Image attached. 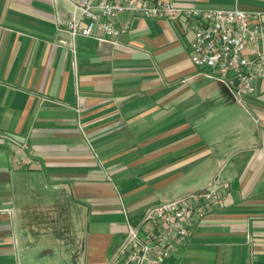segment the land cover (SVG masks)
Segmentation results:
<instances>
[{"label":"crops","instance_id":"obj_1","mask_svg":"<svg viewBox=\"0 0 264 264\" xmlns=\"http://www.w3.org/2000/svg\"><path fill=\"white\" fill-rule=\"evenodd\" d=\"M74 1L0 0V264H102L147 206L214 174L224 207L170 264H264V81L238 101L195 67L183 16L124 13L116 43L78 37L73 52L56 40Z\"/></svg>","mask_w":264,"mask_h":264},{"label":"built area","instance_id":"obj_2","mask_svg":"<svg viewBox=\"0 0 264 264\" xmlns=\"http://www.w3.org/2000/svg\"><path fill=\"white\" fill-rule=\"evenodd\" d=\"M124 13L186 18L192 31L188 45L191 63L228 85L238 101L253 94L256 83L264 81V12L259 10L182 7L163 0H75L70 19L58 28L65 36L56 44L74 52L78 37L116 43L129 28L128 19L119 17ZM5 138L18 145L13 138ZM227 187L214 174L198 192L147 206L137 223L128 224L102 264H170L196 219L224 207L219 192Z\"/></svg>","mask_w":264,"mask_h":264},{"label":"rangeland","instance_id":"obj_3","mask_svg":"<svg viewBox=\"0 0 264 264\" xmlns=\"http://www.w3.org/2000/svg\"><path fill=\"white\" fill-rule=\"evenodd\" d=\"M177 256V255H176ZM176 256H175V258H176Z\"/></svg>","mask_w":264,"mask_h":264}]
</instances>
